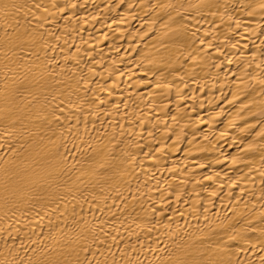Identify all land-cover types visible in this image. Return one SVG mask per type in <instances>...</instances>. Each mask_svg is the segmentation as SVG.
Instances as JSON below:
<instances>
[{
    "label": "bare ground",
    "instance_id": "6f19581e",
    "mask_svg": "<svg viewBox=\"0 0 264 264\" xmlns=\"http://www.w3.org/2000/svg\"><path fill=\"white\" fill-rule=\"evenodd\" d=\"M0 264H264V0H0Z\"/></svg>",
    "mask_w": 264,
    "mask_h": 264
}]
</instances>
